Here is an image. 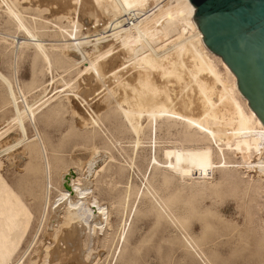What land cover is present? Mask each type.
Here are the masks:
<instances>
[{
	"label": "bare ground",
	"instance_id": "1",
	"mask_svg": "<svg viewBox=\"0 0 264 264\" xmlns=\"http://www.w3.org/2000/svg\"><path fill=\"white\" fill-rule=\"evenodd\" d=\"M20 1L0 0V20L4 19V24L10 23L24 38L17 42L15 37L0 33V41L13 39L12 43L7 42L16 49L32 47L33 54L47 73L51 74L53 68L59 67L64 68L65 72L76 70L78 78L88 74L89 78H85L99 80L97 83L110 80L107 86L100 83L101 87H105L97 95L102 96L107 110L110 104H114L122 116L121 120L125 121L118 128L116 113L110 116L101 113L105 107L91 112L93 116L90 120L72 111L80 119L78 128L81 129V137L89 144L90 159L84 164L79 161L59 176L54 198H51L49 191L46 196L43 194L37 231L29 248L26 247V253L37 245L36 238L45 225L48 232L60 234L52 251H47L51 247L46 246L48 249H44L43 254L42 249L47 264L62 260H65V264H92L90 247H98L102 242L94 230L107 227L105 235L108 234L112 225L109 217L115 211V196L112 194L116 179L121 175L113 157L110 159L114 164L105 168L104 163L99 161L100 153L119 145L117 132L128 131L136 138L135 147L141 145L143 140L150 142L152 155L149 165L154 172L160 173L159 180L163 184L172 179L204 182L214 172H219L221 181L241 190L243 203L247 204L244 207L245 224L257 230V245L264 256L263 204H259V199L264 200V126L238 91L235 76L201 41L202 35L192 20L195 9L189 1L36 0L38 7L34 8L39 16L49 10H42L43 4H47L46 7L52 5L53 10L56 6L52 11L53 21L41 18L38 22L32 20L33 17L28 18ZM80 18L88 19L91 27L84 28ZM103 18L108 22L104 23ZM125 18L131 20V25L124 23ZM48 24L56 29V36L62 39V44L56 48L58 51L44 40L46 34L43 29ZM83 31H86V35ZM49 42L51 44L52 41ZM70 54L77 60L70 58ZM120 58L129 64L126 66L128 69ZM84 64L81 70L80 66ZM53 78L49 83L53 84ZM0 80L7 88L14 121L23 137H26L25 119L34 122L36 110L42 106L51 105L54 101L49 112L58 115L66 110L59 95L55 98L47 96V85L40 86L42 90L37 101L29 105L26 91L17 86L15 91L19 97H16L9 79L0 73ZM61 82L67 81L64 79ZM70 85L65 84L64 89L65 86L69 87L75 99L85 103L83 97L90 93L92 86L85 84L88 89L83 88L85 90L81 97L74 91L77 87ZM18 99H21V108ZM38 139L40 149L45 152L39 136ZM45 165L47 180L44 179L51 188L50 166L48 162ZM129 165L130 168L134 167L132 159ZM104 187L109 189L107 204L102 197L106 191ZM250 191L253 196L248 195ZM33 217L31 209L0 175V264H9L17 253L30 230ZM123 235L120 237L122 241ZM235 241L230 242L232 247Z\"/></svg>",
	"mask_w": 264,
	"mask_h": 264
},
{
	"label": "rangeland",
	"instance_id": "2",
	"mask_svg": "<svg viewBox=\"0 0 264 264\" xmlns=\"http://www.w3.org/2000/svg\"><path fill=\"white\" fill-rule=\"evenodd\" d=\"M21 1V7L23 6L28 18L29 16L33 17L30 19L36 22L41 18H44V21L54 20L52 13L56 6L53 10L52 5H49L48 8L47 4H43L45 6L42 7V10L45 8L49 10L46 11L48 13L42 12L39 16L35 13V9L38 7L36 0H28V3L26 0ZM50 14L53 15L52 20ZM80 19L84 28L91 27L88 19ZM103 21L105 23L106 18H103ZM99 28L101 29V27ZM43 32L46 34L44 40L48 41L47 45H53L55 51H58L56 48L62 44V39L56 36V29L48 24ZM83 32L86 35V31ZM0 33L15 37L17 42L19 39L22 41V37L24 38L22 33L16 32L10 23L4 24V19L0 20ZM7 41L12 43L13 39L7 38ZM7 41H0V73L9 79L14 91L18 88L26 91L27 102L29 101L28 103L31 105L37 101L41 88L47 85V96L55 98L59 95L66 105V110L58 115L49 112L54 101L51 105L46 104L38 111L36 110L34 122L29 121L28 118L24 121L26 137H23L19 126L14 121V111L10 104L7 88L0 80V130L2 131L0 133H3V135L0 134V175L31 209L34 216L25 241L9 264H47L43 259L44 249L47 250L50 247L51 249L47 251L54 249V244L57 243L56 237L58 236L57 239L60 237L59 233L55 235L48 232L44 225L36 238L37 245H33L27 253L26 250L31 245V240L37 231L44 195L46 196L49 191L51 198H54L57 195L59 176L72 169L79 161L84 164L90 159L89 144L81 137L79 117L90 120L93 116L91 112L95 113L105 107L103 110L101 109V113L105 112L108 116L116 113L118 128H121L125 121L121 120L122 116L118 114L114 104H110L107 110L101 100L102 96L97 95L101 94L102 88L110 84V80L103 79L104 81L100 83L106 85L101 87L100 83H97L99 80L88 79L90 76L88 74L80 76L79 79L76 70L65 72L64 68L57 67L53 68L51 74L47 73L41 61L33 54L32 47L16 49ZM49 41H52L51 44ZM69 57L77 60L71 54ZM121 59L123 58H120L122 64L126 63H124V67L129 65ZM117 64H119V59ZM83 67L85 64L81 65L80 69L83 70ZM53 76L56 78L55 80L53 78L54 82L51 84L49 82ZM64 79L67 82H64ZM47 82L48 84H46ZM68 82L69 84H67ZM65 84L77 87L74 91L81 97L88 85L92 86H90L92 88L90 93H92L85 95L83 97L85 103H82L75 99L74 93L69 87L65 86L64 89ZM112 86L114 85L112 84ZM94 91L96 94L93 93ZM70 92L73 94H69ZM55 93L57 94L55 95ZM15 94L16 97H19L17 91ZM65 97L66 100L70 97L67 100L70 101L68 105ZM18 102L21 108V99H18ZM86 113L88 114L86 115ZM143 125H145L144 120ZM34 136H37V139L39 136L45 152L40 149V141ZM116 136L119 145L111 148L110 151H101V158L99 157V161L104 163L105 168L114 164L110 159L113 157L115 164L121 170V175L116 179L115 191L112 194L115 196V211L111 212L109 217L110 225H112L108 234L105 235L107 227H103L102 230L99 228V230L96 228L94 230V234L99 236L102 242L98 247H90V255H92L90 262L92 264H264L263 250H260L257 245V230L245 224L246 209L244 207L247 204L243 203L241 190L221 181L222 175L219 172H214L213 176L204 182L172 179L169 183L163 184L159 180L160 173L154 172L149 165L152 155L150 142L143 140L141 145L135 147L136 138L128 131L117 132ZM95 142L99 146V141ZM156 155L159 156L158 151H156ZM130 159L134 161V167L131 168ZM47 162L51 170V188L48 187L47 181L45 182L44 179L47 180V170H45ZM250 174L254 175V173ZM127 185L128 187H126ZM104 189L106 191L102 197L107 204L109 189L105 187ZM248 195L253 196L254 194L250 191ZM262 197L264 199V193H262ZM259 204H263L262 214L264 217V200L262 198L259 199ZM253 218L257 219L256 216ZM122 234H124L123 241L120 239ZM235 239V244L232 247L230 242ZM24 253L26 254L24 255ZM34 253H38V255H33ZM62 263L65 264V260L56 264Z\"/></svg>",
	"mask_w": 264,
	"mask_h": 264
},
{
	"label": "water",
	"instance_id": "3",
	"mask_svg": "<svg viewBox=\"0 0 264 264\" xmlns=\"http://www.w3.org/2000/svg\"><path fill=\"white\" fill-rule=\"evenodd\" d=\"M201 41L236 78L264 126V0H188Z\"/></svg>",
	"mask_w": 264,
	"mask_h": 264
},
{
	"label": "built area",
	"instance_id": "4",
	"mask_svg": "<svg viewBox=\"0 0 264 264\" xmlns=\"http://www.w3.org/2000/svg\"><path fill=\"white\" fill-rule=\"evenodd\" d=\"M129 19V18H128ZM129 23V25H131V20L129 19L128 21L126 20V18L124 19V23L126 24V23Z\"/></svg>",
	"mask_w": 264,
	"mask_h": 264
}]
</instances>
